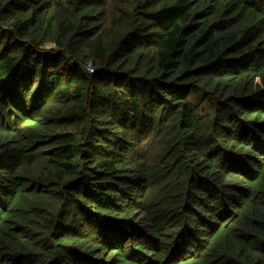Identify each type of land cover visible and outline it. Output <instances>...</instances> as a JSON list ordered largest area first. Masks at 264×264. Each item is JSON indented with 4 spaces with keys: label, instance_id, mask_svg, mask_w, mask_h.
<instances>
[{
    "label": "trees",
    "instance_id": "trees-1",
    "mask_svg": "<svg viewBox=\"0 0 264 264\" xmlns=\"http://www.w3.org/2000/svg\"><path fill=\"white\" fill-rule=\"evenodd\" d=\"M0 264H264V0H0Z\"/></svg>",
    "mask_w": 264,
    "mask_h": 264
},
{
    "label": "built area",
    "instance_id": "built-area-1",
    "mask_svg": "<svg viewBox=\"0 0 264 264\" xmlns=\"http://www.w3.org/2000/svg\"><path fill=\"white\" fill-rule=\"evenodd\" d=\"M89 72H92V69H89Z\"/></svg>",
    "mask_w": 264,
    "mask_h": 264
}]
</instances>
